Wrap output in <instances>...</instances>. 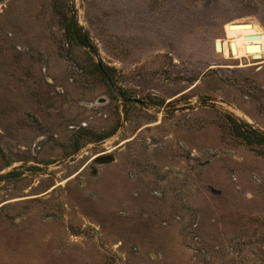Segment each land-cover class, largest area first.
Segmentation results:
<instances>
[{
    "label": "rangeland",
    "instance_id": "1",
    "mask_svg": "<svg viewBox=\"0 0 264 264\" xmlns=\"http://www.w3.org/2000/svg\"><path fill=\"white\" fill-rule=\"evenodd\" d=\"M253 34L264 0H0V264H264Z\"/></svg>",
    "mask_w": 264,
    "mask_h": 264
},
{
    "label": "bare ground",
    "instance_id": "2",
    "mask_svg": "<svg viewBox=\"0 0 264 264\" xmlns=\"http://www.w3.org/2000/svg\"><path fill=\"white\" fill-rule=\"evenodd\" d=\"M250 36H258V38L246 39V37H239L229 41V53H231L233 59L260 60L264 57V37L256 34ZM231 44L234 46V51H231Z\"/></svg>",
    "mask_w": 264,
    "mask_h": 264
},
{
    "label": "trees",
    "instance_id": "3",
    "mask_svg": "<svg viewBox=\"0 0 264 264\" xmlns=\"http://www.w3.org/2000/svg\"><path fill=\"white\" fill-rule=\"evenodd\" d=\"M258 135L259 137L263 138L261 135L259 134H256ZM241 137L247 141L248 143L252 142V138L248 135V134H245L244 132L241 133Z\"/></svg>",
    "mask_w": 264,
    "mask_h": 264
},
{
    "label": "water",
    "instance_id": "4",
    "mask_svg": "<svg viewBox=\"0 0 264 264\" xmlns=\"http://www.w3.org/2000/svg\"><path fill=\"white\" fill-rule=\"evenodd\" d=\"M257 38H258V36H248V37H246V39H257ZM217 48H218V44L215 43V49H217ZM254 48H257V47H254ZM231 51H234V46L232 44H231Z\"/></svg>",
    "mask_w": 264,
    "mask_h": 264
},
{
    "label": "flooded vegetation",
    "instance_id": "5",
    "mask_svg": "<svg viewBox=\"0 0 264 264\" xmlns=\"http://www.w3.org/2000/svg\"><path fill=\"white\" fill-rule=\"evenodd\" d=\"M135 101H137V100H135Z\"/></svg>",
    "mask_w": 264,
    "mask_h": 264
}]
</instances>
